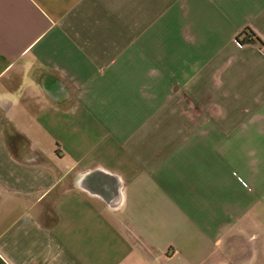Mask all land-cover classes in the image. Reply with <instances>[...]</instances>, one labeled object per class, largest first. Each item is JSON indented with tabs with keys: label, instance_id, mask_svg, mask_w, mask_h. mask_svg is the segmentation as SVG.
I'll return each mask as SVG.
<instances>
[{
	"label": "crops",
	"instance_id": "0c3cea01",
	"mask_svg": "<svg viewBox=\"0 0 264 264\" xmlns=\"http://www.w3.org/2000/svg\"><path fill=\"white\" fill-rule=\"evenodd\" d=\"M0 264H264V0H0Z\"/></svg>",
	"mask_w": 264,
	"mask_h": 264
},
{
	"label": "trees",
	"instance_id": "16d2710c",
	"mask_svg": "<svg viewBox=\"0 0 264 264\" xmlns=\"http://www.w3.org/2000/svg\"><path fill=\"white\" fill-rule=\"evenodd\" d=\"M259 41V40H258ZM238 42L240 44H251L255 42V38L253 36V34H251L250 32H248L247 30L242 34V36H240V39L238 38ZM260 42V41H259ZM51 223V220H50Z\"/></svg>",
	"mask_w": 264,
	"mask_h": 264
}]
</instances>
